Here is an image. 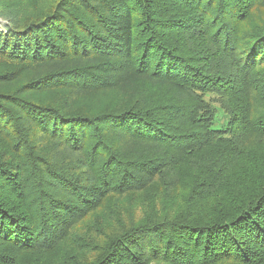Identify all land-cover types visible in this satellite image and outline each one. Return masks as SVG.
<instances>
[{"label":"trees","instance_id":"obj_1","mask_svg":"<svg viewBox=\"0 0 264 264\" xmlns=\"http://www.w3.org/2000/svg\"><path fill=\"white\" fill-rule=\"evenodd\" d=\"M44 3L0 0V264H264V0Z\"/></svg>","mask_w":264,"mask_h":264},{"label":"rangeland","instance_id":"obj_2","mask_svg":"<svg viewBox=\"0 0 264 264\" xmlns=\"http://www.w3.org/2000/svg\"><path fill=\"white\" fill-rule=\"evenodd\" d=\"M52 2V0H45V3L43 4V6H47L48 3ZM3 26L2 22L0 21V27ZM228 120V116L225 115L221 110H219L217 112V116L215 119V124H214V128H221L224 126V124L226 123V121ZM249 146H247V149L250 152H257L259 154V157L264 158V137L262 138H255L253 140L249 141ZM259 163V162H256ZM149 198L150 195H146V193L142 194L140 200L142 201V203H140L138 205V210H135L136 213V217H141V215L143 214L142 211H144L145 209L147 210V206L149 205Z\"/></svg>","mask_w":264,"mask_h":264}]
</instances>
